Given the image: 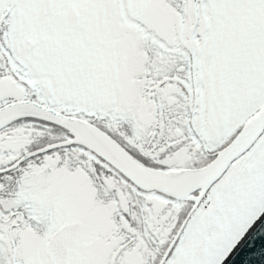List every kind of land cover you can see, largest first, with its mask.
Masks as SVG:
<instances>
[{
  "label": "snow or ice",
  "instance_id": "6c2138e0",
  "mask_svg": "<svg viewBox=\"0 0 264 264\" xmlns=\"http://www.w3.org/2000/svg\"><path fill=\"white\" fill-rule=\"evenodd\" d=\"M258 240L264 0H0V264H248Z\"/></svg>",
  "mask_w": 264,
  "mask_h": 264
},
{
  "label": "water",
  "instance_id": "95a60500",
  "mask_svg": "<svg viewBox=\"0 0 264 264\" xmlns=\"http://www.w3.org/2000/svg\"><path fill=\"white\" fill-rule=\"evenodd\" d=\"M264 241L258 240L254 249H248L246 252H241L237 255V260H248V264H264ZM255 252V256H248V252Z\"/></svg>",
  "mask_w": 264,
  "mask_h": 264
}]
</instances>
